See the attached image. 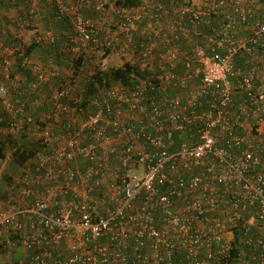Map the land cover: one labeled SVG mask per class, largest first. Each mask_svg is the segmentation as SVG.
<instances>
[{"label":"built area","instance_id":"1","mask_svg":"<svg viewBox=\"0 0 264 264\" xmlns=\"http://www.w3.org/2000/svg\"><path fill=\"white\" fill-rule=\"evenodd\" d=\"M42 1L29 0L22 28H41ZM48 1L56 19L100 13L77 18L63 43L71 61L124 43L114 54L156 64V76L104 88L86 110L67 101L72 67L68 78L53 58L45 67L0 45L6 79L20 52L37 74L31 89L59 80L29 128L43 147L0 208V264H264V0H143L118 22L108 0ZM32 33L59 44L53 29ZM8 92L0 79L12 116L0 134L15 135L24 106Z\"/></svg>","mask_w":264,"mask_h":264},{"label":"trees","instance_id":"2","mask_svg":"<svg viewBox=\"0 0 264 264\" xmlns=\"http://www.w3.org/2000/svg\"><path fill=\"white\" fill-rule=\"evenodd\" d=\"M96 1V0H94ZM170 3L172 0H163ZM29 0H0V21L4 20L7 24H13L18 27L17 20L8 19L7 16H1L2 12L15 10L20 19L27 16ZM143 0H108L107 8L110 9L109 16L113 22H118L117 11L120 8H133L141 5ZM41 17L36 21L41 28L31 26V29H53L60 34L59 44L57 47L49 45L45 42H38L33 38L27 42L16 34H12L6 26H1L0 41L3 44H10L15 42L22 50L23 56L30 57L34 61H39L43 66L48 67L50 59L57 65L63 72V76L68 77L70 67L73 68V76L70 77L71 82L76 87L73 101L78 99L80 106L86 110L90 109L92 99L99 94L102 89L112 86L116 83H123L125 85H134L140 78H154L156 76V64L151 67H143L138 61H124L118 66H102L100 59L108 57L116 53L120 48H124L123 44H113L110 47L104 46H88L81 58L75 61L70 60V55L66 51L64 42L74 35V23L77 18L92 16L99 19L100 13L92 7L84 6L80 10L79 15H65L60 19L58 10L54 4L48 0H43L40 5ZM101 37V36H97ZM103 52V57L100 53ZM20 52L16 53L13 58L11 66V78L6 79L2 72L0 78L8 86L9 98L19 105L24 106V111L16 115L15 119L18 122H23L24 127L20 132L15 135L0 134V158L5 159L7 155H11L12 167L17 169L22 166L27 160L34 158L35 154L43 147V143L38 134L32 133L29 129L33 125H41L46 118L48 106L46 98L53 90L58 87L59 80L57 78L50 81L48 84L43 85L36 90L31 89V82L37 81V74L24 65V59ZM3 66V65H2ZM2 71V69H1ZM72 74V73H71ZM18 76V79L16 78ZM156 79V78H155ZM47 92V93H46ZM74 104V103H73ZM28 116L33 119V124L27 123ZM12 116L8 114L0 106V126H7L8 121ZM4 181L10 182L11 176L8 174L3 175ZM8 189L0 186V208L8 198ZM240 237L236 236L235 246L238 247Z\"/></svg>","mask_w":264,"mask_h":264},{"label":"crops","instance_id":"3","mask_svg":"<svg viewBox=\"0 0 264 264\" xmlns=\"http://www.w3.org/2000/svg\"><path fill=\"white\" fill-rule=\"evenodd\" d=\"M4 15V16H3ZM1 16L3 17H6L8 19H12V20H17V25L18 27H15L13 24L11 25L10 23H6L4 20H1L0 21V27L1 26H6L7 29L12 33V34H18L23 41L27 42L29 40H31L33 38V33H32V29H31V26L30 28H22L20 25H19V20H20V15L15 11V10H10L8 12H2L1 13ZM39 25V24H38ZM40 26V25H39ZM33 28V26H32ZM0 33H2V30L0 29ZM17 35V36H18ZM2 44V42L0 41V45ZM2 62H3V57L2 55L0 54V72H2L3 74V66H2ZM39 62V61H38ZM40 63V62H39ZM41 64V63H40ZM44 66L46 67V65L44 64ZM2 69V71H1ZM16 78L18 79V76H16ZM1 79V78H0ZM54 91V90H53ZM47 93V92H46ZM26 256V253L23 252L22 250L18 251V252H14L13 256H7V259L10 260V259H14V260H19L23 257Z\"/></svg>","mask_w":264,"mask_h":264},{"label":"rangeland","instance_id":"4","mask_svg":"<svg viewBox=\"0 0 264 264\" xmlns=\"http://www.w3.org/2000/svg\"><path fill=\"white\" fill-rule=\"evenodd\" d=\"M122 63H123V61L119 55L112 54V56H110L108 61H107V66H111V65L112 66H118ZM31 132L35 134L34 131H31ZM21 167H19L17 169V171L15 170L14 167H12L11 155H9V154L7 155V157L5 159L0 158V186H2L4 188L6 187L9 191V188H10L12 181L14 179L18 178L19 176H21V174H22V168ZM4 174L10 175L12 180H10V182L4 181V179H3ZM2 205L3 204H1V206Z\"/></svg>","mask_w":264,"mask_h":264}]
</instances>
